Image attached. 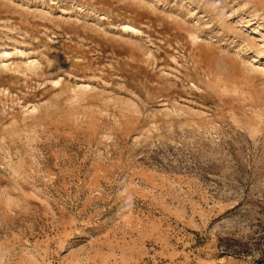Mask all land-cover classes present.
Returning a JSON list of instances; mask_svg holds the SVG:
<instances>
[{
  "label": "rangeland",
  "instance_id": "obj_1",
  "mask_svg": "<svg viewBox=\"0 0 264 264\" xmlns=\"http://www.w3.org/2000/svg\"><path fill=\"white\" fill-rule=\"evenodd\" d=\"M0 264H264V0H0Z\"/></svg>",
  "mask_w": 264,
  "mask_h": 264
}]
</instances>
